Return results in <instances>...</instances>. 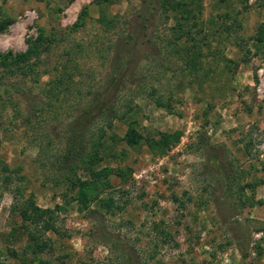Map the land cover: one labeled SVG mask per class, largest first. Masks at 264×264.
Returning <instances> with one entry per match:
<instances>
[{"label":"rangeland","instance_id":"obj_1","mask_svg":"<svg viewBox=\"0 0 264 264\" xmlns=\"http://www.w3.org/2000/svg\"><path fill=\"white\" fill-rule=\"evenodd\" d=\"M143 1L0 0V20H10L0 32V53H24L44 34L46 49L36 70L48 72L40 81L0 75V157L10 168H20L25 178L21 184L14 176L7 182L0 168V257L6 264H24L21 260L35 257L26 252L30 239L24 231L11 234L22 225L11 212L21 197L18 185L24 200L32 194L39 207L54 210L53 229L42 223L36 230L47 244L38 255L46 264H264L261 54L241 63L233 74L215 71L220 62L210 56L200 75L210 73L201 84L166 53L143 63L115 106L122 111L135 106V126L146 139L160 131H181L180 142L158 156L144 144L133 149L125 144L127 123L115 121L107 129L104 121L97 122L94 134L73 146V153L85 158L99 130L106 132L109 157L94 167L115 170L110 186L97 185L84 204L66 198L65 188L52 182L63 172L58 161L66 151L67 124L89 94L105 84L114 43L131 29ZM201 1L200 22L210 44L205 54L241 61L244 50L236 44L241 39L256 52L252 38L264 23L263 0ZM169 15H160L162 37L175 24ZM236 20L241 24L238 32L232 37L222 34ZM162 40L156 39L157 48L171 51ZM64 65L69 73L78 65L74 83L61 86L68 90L60 101L48 100L42 91L50 80L55 85ZM11 84L31 91L36 104L27 105ZM152 87L173 112L148 96ZM29 117L32 122L26 126ZM254 183L260 184L250 189ZM10 251L22 259H14Z\"/></svg>","mask_w":264,"mask_h":264},{"label":"trees","instance_id":"obj_2","mask_svg":"<svg viewBox=\"0 0 264 264\" xmlns=\"http://www.w3.org/2000/svg\"><path fill=\"white\" fill-rule=\"evenodd\" d=\"M38 1L44 2L45 0ZM215 1L220 4H227L231 0ZM247 1L243 0L245 3ZM262 3L264 6V0ZM202 10L203 3L201 0L143 1L141 11L136 15L131 29L123 36H118L114 43L111 69L105 84L89 94V100L80 112L70 120L65 129L64 137L67 140L66 151L60 156V161H58V163L62 164L59 167H61L60 171L63 172L57 178H54L52 182L57 187L65 188L66 198L70 197L72 201H80L86 204L90 199V190H93L97 185L109 187L111 184L109 180L111 175L115 173V170L111 168L97 170L94 167L96 163H100L109 157L107 155L106 132L102 129L99 130V136L92 142V148L87 152L85 158H79V152L77 151L73 153V146L83 142L89 135L94 134L92 128H94L97 122L104 121L107 129L112 128L115 121L127 123L128 129L123 137L125 144L132 149L144 144L152 154L158 156L167 154L171 150L172 145L180 142L183 137L181 131H160L156 137L148 140L135 126V106L132 105L131 108L123 111L121 108L115 106L119 102V97L126 89V85L132 75L137 74L136 72H138L143 63H150L158 55L166 57V53L167 56L174 57L176 60L182 62V71L191 75L194 81L201 84L210 73L207 71L208 73L200 75V72L203 71L204 61L210 56H213L217 62H220L215 71L220 70L221 73L231 74L237 71L241 63H249L252 56L256 54L264 56V23L258 27L252 38L256 52H253L248 45L246 46L247 43L244 40L243 42L242 39L236 42L237 46L241 48V52L244 50V56H242L241 61H235L225 55L219 58L215 54H205L204 48H209L210 44L207 42L209 41V35L205 32L204 23L200 22L203 14ZM170 13L173 14L175 24L167 27V34H164L162 37L158 34L160 15L165 14L170 18V15L168 16ZM9 25L10 20H0V32ZM107 25H110V22ZM240 28L241 24L239 20H236L235 24L226 25L222 30V34L226 35V37H232ZM108 29H111V27L108 26ZM161 38L163 39V43L172 47L171 51L168 48L165 50L157 48L158 41L156 39ZM46 41L47 37L41 34L35 41L29 44L28 50L24 53H0V75L3 76L2 78L21 77L40 81V77L48 73L44 71L41 74L40 71L36 70L40 62V53L43 49H46ZM73 67L74 71L69 73L67 65H64L55 85H52L54 82L51 83V80L47 82L42 93L44 92L48 100L54 101L56 99L60 101L61 96L68 90L66 88L65 90H61V86L64 87L70 84V82L74 83L76 76L74 73H78L79 67L78 65H73ZM8 86L14 94L21 96L27 105L36 104V96L32 95L31 91L22 90L20 86L14 84ZM148 96L156 99L158 105L173 112L174 108L171 104L167 106L163 104V97L158 89L152 87ZM169 102H171L170 99ZM111 112H113V115L110 118L109 114ZM0 117H2L1 112ZM31 122L30 117L25 119L26 126H29ZM41 155L46 157L45 151ZM41 155L38 158L39 161L41 160ZM42 165H44V162H42ZM0 168L6 173L5 180L7 182H11L13 176L17 178L19 184L25 181L24 176L21 175V169L10 168L1 157ZM82 175H85L86 178ZM260 183L263 184L264 180H261ZM259 184H249L248 187L253 189ZM17 189L21 197L17 198V194L15 195L17 200L13 203L11 212L21 218L22 225L19 228H12L11 234L14 235L17 229L24 231L30 239L26 252H31L35 257L30 260H21L22 258H20L16 251H10V255L14 259L21 260L24 264H46V262L38 258V255L44 252L47 244L41 243L37 237L36 230L42 223L44 226L47 225L48 229H53L52 214L54 210L39 207L32 194L24 200L22 197L24 196V192H22L20 185L17 186ZM21 198L24 201H21ZM123 254L126 256V253ZM0 264H6L2 261L1 257Z\"/></svg>","mask_w":264,"mask_h":264}]
</instances>
